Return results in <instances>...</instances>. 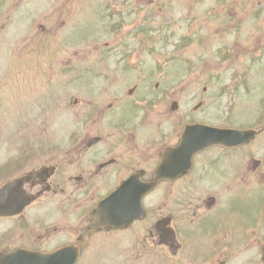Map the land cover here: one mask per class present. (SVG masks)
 Instances as JSON below:
<instances>
[{"label":"rangeland","instance_id":"374dc122","mask_svg":"<svg viewBox=\"0 0 264 264\" xmlns=\"http://www.w3.org/2000/svg\"><path fill=\"white\" fill-rule=\"evenodd\" d=\"M257 1L247 9L243 0H236L237 12L233 1L229 0H64L63 3L39 0V5L35 0H21L15 9L0 0V162L11 157L8 154L17 153L13 157H21L26 153V146L30 153L40 143L54 138L64 143L72 132L74 96L83 99L97 88L109 87L103 78L113 74L125 83L121 88L138 83L139 88L147 92V89L156 88L154 85L158 82L157 89L178 90V108L171 114L174 122L201 121L220 126L261 128L264 126V14H261L262 7L258 11ZM259 1L264 6V0ZM187 3L189 26L184 22L189 9ZM56 5L60 7L57 9ZM214 6L216 15L211 12ZM158 9L162 12L151 16L154 22L164 25L171 19L170 26L173 25L178 34H183L186 28L191 35L188 44L180 48L176 45L181 36L172 39L169 45L154 41L149 31L152 24L145 22V40L143 35L137 39L125 35L123 47L104 46V43L118 40L120 32L137 25L140 16L144 19ZM30 10L34 11L36 23L30 20ZM43 14H47L44 19ZM52 14L57 15L50 17ZM229 14L234 15L232 20ZM60 21H65L64 25ZM119 22L122 27L118 31ZM34 23L44 24V31L34 28ZM234 24H239L238 30H234ZM89 42L95 44L92 52H88ZM135 45L140 47L125 55L127 65L124 66L120 63L123 52ZM229 53V59H219ZM205 60L210 62L208 69L202 68ZM241 69L244 74L240 78ZM185 82L188 88L184 87ZM233 84L239 85L237 90ZM111 87L116 88L117 84ZM199 103L201 105L195 109ZM163 119L166 118L159 115L154 126ZM249 149L250 154L248 148L236 153L238 163L264 151V128ZM93 152L95 148L86 149L80 156L85 166ZM230 160L235 162L234 154L224 156L221 161L230 168ZM147 175L148 171L143 178ZM102 176L99 177L105 179L104 174ZM8 177L3 169L0 183ZM217 184L215 181L207 189ZM186 199L185 192L176 198L178 203L187 202ZM159 200L158 197L154 205L148 201V207L155 208ZM34 210L38 214L44 212L40 206ZM150 215L155 217V211ZM6 226L0 224V231L4 229L2 235L7 233ZM54 239L43 243L44 246ZM7 243L1 239V246ZM86 252L91 251L87 249Z\"/></svg>","mask_w":264,"mask_h":264},{"label":"flooded vegetation","instance_id":"af4514ba","mask_svg":"<svg viewBox=\"0 0 264 264\" xmlns=\"http://www.w3.org/2000/svg\"><path fill=\"white\" fill-rule=\"evenodd\" d=\"M159 140L160 139L156 137L152 143H142L135 141L134 144L125 151L124 155L126 159L123 162L125 166L122 167L126 168L123 174V179L127 178L133 173L140 174L138 181L148 180L153 177L155 167L157 166L160 159V150L164 145V142ZM166 142L168 145L175 144L173 138L167 139ZM244 147L245 145L241 146V148ZM238 148L239 147L227 149L226 151L234 152L235 155ZM216 149L222 150V148L218 146L207 149L201 153L202 156L197 159L195 164L196 158L201 154L197 155L194 158L192 169L187 174L182 175L174 180L163 179L158 182L156 188H159L163 185L160 190H168L169 192L173 193V195L168 200V208L166 212L167 215L164 216L162 213L155 211V221L148 223L145 227L138 225V228L142 231V235L130 248L128 252L129 257L126 259V261H130L132 257L131 260H133L132 262H134V264L139 262H144L146 264H174V255L183 250L182 244H177L175 242V237L178 231H190L188 228L190 220L194 219L195 217H198L199 220V213L201 212L204 213L205 218H203L198 225V230H201L199 237L200 246L202 247L200 249L199 256L206 258L208 255L217 256V254H220L221 256H224L226 260H230V258L238 256L239 233L242 236L246 234V231L240 230V227L246 220L245 218L238 216L239 212H249L255 210V208L258 209L261 206L263 207L262 214L264 220V163L262 165L260 164L256 168L251 167L247 169L246 194L248 204L240 208L236 195L239 194L238 192L240 190L238 182L243 176L240 174V170L237 169L236 155L234 167L231 169H227V167L226 169H223L221 168L219 152ZM99 154L100 152L98 151L92 156L90 163L87 165V169L84 168L79 158H72V164L75 166L77 174L80 177V187L85 188L88 186L93 180L92 178L95 176H102L104 174L105 178L111 179V174L113 176L116 175L117 169L108 168V166L100 167L98 171L93 173V170L91 169V161ZM150 161V167H147ZM93 166L96 167V162L93 163ZM146 171H148V175L146 178H143L146 174ZM84 177H88V179H84ZM74 178H77V176H74ZM199 178H202L205 182L202 183L203 180H200ZM215 181L218 183L217 186L207 189V187L212 186ZM224 182H228L230 187H232V191L234 193L233 200L231 199L227 202V205H223L220 202L221 197H216L215 199L213 198L214 200L211 202L212 197H210V195H206V193L209 191H221L218 189V186ZM62 185L63 182L60 177L55 179L52 178L50 181L51 190H60ZM176 191L180 193L185 192V197L188 198L186 199L187 202L178 203L176 198H178L180 193L175 197L174 192ZM192 191L194 192L193 202H191L190 199V194ZM224 210H227L228 214L227 217L222 219L221 213ZM74 213L75 216L73 217V229L75 231V236L77 237L76 245L79 247L81 256L80 246L83 244V242L90 238L91 235L98 233L100 229H104V227L98 225L96 223V219H90L91 221L88 222H79L76 218L77 211ZM180 218L184 220V224L178 222V219ZM137 222L139 221L133 222L124 229L116 228V230H130ZM247 224H253L252 218L247 219L246 225ZM262 229L264 238V224L262 225ZM109 230L112 229L110 228ZM209 236L214 237L217 241L210 242L208 240ZM117 237L127 238L128 234L121 233L118 234ZM158 241L166 242L170 248H168L167 251H160L159 253L156 252L155 254H148L146 252L140 254V251L143 250V246L147 242L152 243ZM223 244L227 249L222 254V252H218L216 248L218 246H222ZM76 264H78V261Z\"/></svg>","mask_w":264,"mask_h":264},{"label":"water","instance_id":"95a60500","mask_svg":"<svg viewBox=\"0 0 264 264\" xmlns=\"http://www.w3.org/2000/svg\"><path fill=\"white\" fill-rule=\"evenodd\" d=\"M200 137L206 138L209 143H223V144H229V143H242L244 140H250L253 137L252 131H234V130H221V129H202L200 131ZM215 137V138H214ZM237 139H242L241 141H237ZM207 141H203L200 143V147H203L204 145L209 144ZM152 185L148 184L145 187V190L150 189ZM144 190V191H145Z\"/></svg>","mask_w":264,"mask_h":264}]
</instances>
